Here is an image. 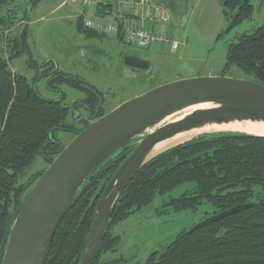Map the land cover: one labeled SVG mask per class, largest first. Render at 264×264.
<instances>
[{"label":"trees","instance_id":"16d2710c","mask_svg":"<svg viewBox=\"0 0 264 264\" xmlns=\"http://www.w3.org/2000/svg\"><path fill=\"white\" fill-rule=\"evenodd\" d=\"M16 1L37 7L43 0H0V264L2 245L14 214L46 169L22 183L26 171L36 158L48 167L65 147L56 139V132L76 136L89 122L105 114L99 92L76 77L58 72L52 62L38 66L28 61L38 72L34 83L50 77L49 88L54 82L85 91L82 101L66 107L62 101L43 99L27 77L10 69L14 59L25 52L29 54L27 28L15 30L20 20L15 18L11 4ZM251 1L221 0L230 28L251 18ZM106 9L100 5L94 11L102 18ZM76 27L89 38L106 36L85 28L83 17L77 18ZM116 36L124 40L121 34ZM41 67L45 68L40 71ZM232 67L246 80L264 85V24L228 46L224 72ZM79 108L85 109L83 116L75 117L79 126L69 124V116L73 118ZM134 148V142L129 143L104 160L83 182L57 227L44 264L80 263L98 201ZM183 187L187 190L166 203L178 212H195L203 203L216 209L208 216L238 206L249 207L192 232L183 231L168 246L150 254L145 264H264V138L228 134L197 136L141 167L110 212L94 264L116 263L101 260V255L116 251L119 239L110 233L113 225L141 211L155 197Z\"/></svg>","mask_w":264,"mask_h":264},{"label":"rangeland","instance_id":"374dc122","mask_svg":"<svg viewBox=\"0 0 264 264\" xmlns=\"http://www.w3.org/2000/svg\"><path fill=\"white\" fill-rule=\"evenodd\" d=\"M150 4L159 7L167 18V23L158 26L157 30L177 41L175 54H170L167 46L159 43L149 47L131 45L126 38L120 41L114 33H106L103 38L87 37L76 27L77 18H82L80 13L86 9L70 0H43L37 7L13 2L15 18L20 20L15 30L27 28L29 54L25 52L14 59L10 69L27 77L28 83L34 85L43 99L62 101L66 107L82 101L87 95L85 91L54 82L49 88L50 77L39 78L34 83L38 72L28 61L32 60L38 66L52 62L58 72L78 78L101 94L104 115L128 100L174 81L197 77L248 79L235 67L224 72L227 48L239 36L264 24V0H252L251 18L233 28L224 15L221 0H150ZM84 17H95L93 10H87ZM127 56L148 60V71L140 73L128 69L123 64ZM84 113L85 109L79 108L67 122L79 126L75 117ZM74 137L71 133L56 132V139L65 146ZM46 168V164L36 158L21 182ZM185 190L183 187L164 197L157 196L141 211L113 225L110 233L119 239L116 251L101 255V260L115 264H145L150 254L159 252L177 235L216 211L206 203L195 212H178L166 205L170 197L178 198Z\"/></svg>","mask_w":264,"mask_h":264},{"label":"water","instance_id":"95a60500","mask_svg":"<svg viewBox=\"0 0 264 264\" xmlns=\"http://www.w3.org/2000/svg\"><path fill=\"white\" fill-rule=\"evenodd\" d=\"M123 64L133 70L146 71L149 68L148 60L134 56L124 57ZM196 104L216 106L183 116L182 112L186 107ZM164 119L168 121L160 124ZM232 119L264 122V85L252 80L229 77L178 80L157 86L89 122L41 174L15 212L12 227L2 245L1 264H44L57 227L72 206L83 182L104 160L134 142L133 152L120 166L97 204L92 229L79 263L94 264L110 212L126 184L152 158L191 139L150 158L146 159L145 155L155 145L190 128L207 122L220 124ZM214 134L264 138L242 133ZM248 207L249 205L238 206L209 217L192 227L189 232Z\"/></svg>","mask_w":264,"mask_h":264},{"label":"built area","instance_id":"2783aa9c","mask_svg":"<svg viewBox=\"0 0 264 264\" xmlns=\"http://www.w3.org/2000/svg\"><path fill=\"white\" fill-rule=\"evenodd\" d=\"M86 10L100 5L108 7L103 17H84L83 26L102 33L121 34L128 43L137 47H149L159 43L167 46L170 54L177 52V41L158 31L167 23L159 7L150 0H70Z\"/></svg>","mask_w":264,"mask_h":264},{"label":"bare ground","instance_id":"6f19581e","mask_svg":"<svg viewBox=\"0 0 264 264\" xmlns=\"http://www.w3.org/2000/svg\"><path fill=\"white\" fill-rule=\"evenodd\" d=\"M216 105L211 104H196L189 107H186L182 114L185 116L186 114H189L193 111L198 110H206L209 108H213ZM182 116H180L181 118ZM178 118V119H180ZM171 120V119H169ZM168 121V119H164L160 122L162 124L163 122ZM211 133H242V134H248V135H254V136H263L264 137V122H249V121H236V120H229L228 122L223 123H216V122H207L203 123L200 126L196 128H190L186 131H183L157 145H155L146 155L145 158H150L151 156H154L155 154L171 147L176 144H179L181 142L187 141L189 139H192L196 136H199L201 134H211Z\"/></svg>","mask_w":264,"mask_h":264},{"label":"flooded vegetation","instance_id":"af4514ba","mask_svg":"<svg viewBox=\"0 0 264 264\" xmlns=\"http://www.w3.org/2000/svg\"><path fill=\"white\" fill-rule=\"evenodd\" d=\"M128 69H130V68H128ZM131 71H133V72H142V73H145V72H147L148 70H146V71H141V70H133V69H130ZM224 212V211H223ZM223 212H219V213H217V214H215V215H218V214H221V213H223ZM215 215H213V216H215ZM209 217H212V216H209ZM209 217H207V218H209ZM207 218H205V219H207ZM205 219H203V220H205ZM202 220V221H203ZM201 221V222H202ZM194 227V226H193ZM189 231V230H188Z\"/></svg>","mask_w":264,"mask_h":264},{"label":"crops","instance_id":"0c3cea01","mask_svg":"<svg viewBox=\"0 0 264 264\" xmlns=\"http://www.w3.org/2000/svg\"><path fill=\"white\" fill-rule=\"evenodd\" d=\"M101 11H102V10H101ZM93 12H94L95 17H99V15L95 14V11H94V10H93ZM82 14H83V16L86 15V14H87V10H84V9H83V11H81L80 15L82 16ZM78 17H79V16H78ZM76 18H77V17H76Z\"/></svg>","mask_w":264,"mask_h":264}]
</instances>
